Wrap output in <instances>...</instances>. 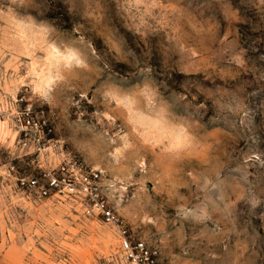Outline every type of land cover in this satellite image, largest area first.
I'll use <instances>...</instances> for the list:
<instances>
[{"label":"rangeland","instance_id":"rangeland-1","mask_svg":"<svg viewBox=\"0 0 264 264\" xmlns=\"http://www.w3.org/2000/svg\"><path fill=\"white\" fill-rule=\"evenodd\" d=\"M0 264H264V0H0Z\"/></svg>","mask_w":264,"mask_h":264},{"label":"built area","instance_id":"built-area-1","mask_svg":"<svg viewBox=\"0 0 264 264\" xmlns=\"http://www.w3.org/2000/svg\"><path fill=\"white\" fill-rule=\"evenodd\" d=\"M83 181H81L85 190H88L89 187L97 190V180L99 179V174L97 172H91L87 175H82ZM74 188V187H73ZM96 208L101 213L103 218L112 224H119L120 219L114 213V211L107 206L103 199H99L96 201ZM127 231L123 230V239L121 241V248L124 253L127 255L129 259H132L135 262L150 260L153 261V256L156 254L155 252H150L143 241H137L135 244L127 237Z\"/></svg>","mask_w":264,"mask_h":264}]
</instances>
